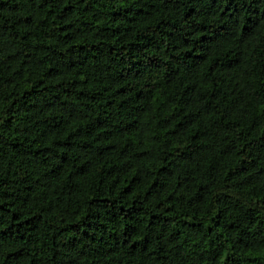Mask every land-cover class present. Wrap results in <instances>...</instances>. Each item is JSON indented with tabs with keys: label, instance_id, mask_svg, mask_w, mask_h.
Here are the masks:
<instances>
[{
	"label": "trees",
	"instance_id": "trees-1",
	"mask_svg": "<svg viewBox=\"0 0 264 264\" xmlns=\"http://www.w3.org/2000/svg\"><path fill=\"white\" fill-rule=\"evenodd\" d=\"M0 264H264V0H0Z\"/></svg>",
	"mask_w": 264,
	"mask_h": 264
}]
</instances>
